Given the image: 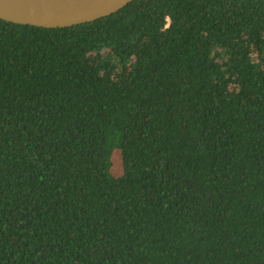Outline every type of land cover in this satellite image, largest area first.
<instances>
[{
    "label": "trees",
    "instance_id": "1",
    "mask_svg": "<svg viewBox=\"0 0 264 264\" xmlns=\"http://www.w3.org/2000/svg\"><path fill=\"white\" fill-rule=\"evenodd\" d=\"M0 264H264V0L0 19Z\"/></svg>",
    "mask_w": 264,
    "mask_h": 264
},
{
    "label": "water",
    "instance_id": "2",
    "mask_svg": "<svg viewBox=\"0 0 264 264\" xmlns=\"http://www.w3.org/2000/svg\"><path fill=\"white\" fill-rule=\"evenodd\" d=\"M135 0H0V19L42 28H67L111 16Z\"/></svg>",
    "mask_w": 264,
    "mask_h": 264
},
{
    "label": "rangeland",
    "instance_id": "3",
    "mask_svg": "<svg viewBox=\"0 0 264 264\" xmlns=\"http://www.w3.org/2000/svg\"><path fill=\"white\" fill-rule=\"evenodd\" d=\"M120 160H121L120 155L115 156L114 160H113V161H115L113 174L116 177L120 176L122 174V167H121V161Z\"/></svg>",
    "mask_w": 264,
    "mask_h": 264
}]
</instances>
